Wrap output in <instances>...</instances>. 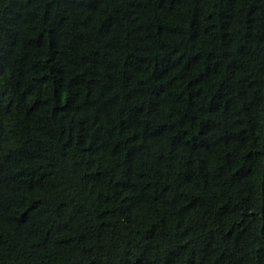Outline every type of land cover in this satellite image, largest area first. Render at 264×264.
<instances>
[{"label":"trees","instance_id":"trees-1","mask_svg":"<svg viewBox=\"0 0 264 264\" xmlns=\"http://www.w3.org/2000/svg\"><path fill=\"white\" fill-rule=\"evenodd\" d=\"M0 264H264V0H0Z\"/></svg>","mask_w":264,"mask_h":264}]
</instances>
